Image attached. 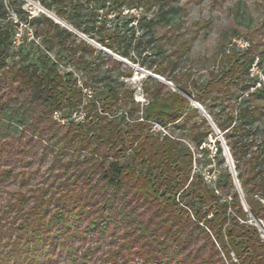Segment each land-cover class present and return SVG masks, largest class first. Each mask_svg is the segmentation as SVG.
Returning a JSON list of instances; mask_svg holds the SVG:
<instances>
[{"label": "rangeland", "instance_id": "374dc122", "mask_svg": "<svg viewBox=\"0 0 264 264\" xmlns=\"http://www.w3.org/2000/svg\"><path fill=\"white\" fill-rule=\"evenodd\" d=\"M1 2L14 22H18V19L13 11L22 12V22H19L14 33V49L21 44L23 54L31 52L37 56L38 51L43 52L40 38L48 30L38 23L27 25L25 21L45 17L71 34L66 43L68 46H91L95 53L87 60L95 65L100 64V78H110V81L132 91L133 100L139 105L140 111L149 100L145 89L152 85L146 82L147 79L172 91L177 90L169 79L156 75L155 71L164 70L167 77L188 84L191 94H196L207 83L219 87L220 80H223L224 86H228V93L224 96L217 91L209 95L210 99L205 102L211 106L210 110L179 92L205 120L211 132L206 135L201 146L214 158L210 164L207 158L201 159L194 147L185 141L193 158L199 159L193 164L192 173L200 171L206 185L211 188L217 174L221 175V171L225 170L230 177L231 194H236L243 212L247 213L245 221L240 223L255 227L264 240V222L256 220L249 212L237 180L229 151V144L234 140L227 141L208 115L214 114L220 120L230 115L234 125V122H238L241 108L254 109L255 122L245 132L248 133V141L262 148L264 0H181L133 10L119 8L106 0L98 4L83 3L76 10L66 3L60 6L52 4L47 9L37 0ZM141 20L146 26L150 22L151 27L140 28L138 22ZM34 31L40 33L39 39L33 37ZM48 34L53 35L54 31ZM109 34L116 36L114 47L119 50L131 43L126 55L119 56L99 44V37H108ZM96 53L119 63L120 67L108 59L97 57ZM228 56H235L239 59L238 64H244L235 76L225 75L229 69L225 62ZM49 57L54 59L52 54ZM58 70L61 75L74 72L66 61L59 62ZM184 74L188 77H183ZM73 77L77 78V86L81 88V74L73 73ZM102 86L103 83H93L91 89H83L85 100L102 99ZM29 96L30 93L23 91L20 86L0 85V102L9 99L13 105L11 108L17 111L29 109L24 118V127H9L7 134L0 135V264H23L25 261V264H29L27 260L31 259L35 260L32 264H162L163 260L166 261L165 256L160 254L164 244L171 247L170 242L177 243V240L184 241L185 246L178 249V256L188 258V264H229L212 234L187 209L189 221L183 223L177 220L171 225L170 234L164 236L162 229L153 227L162 216L158 218L154 214L156 205L149 201L136 203L135 199L138 198H131L132 190L113 201L111 207H106L104 203L109 194H104L102 188L93 181L86 184L83 179L84 168L88 166L82 159L87 153L72 155L59 140L69 122H83L84 112L66 116V119H62L60 113L53 112L49 117L50 122H45L35 114L39 112L37 105L28 107L26 104ZM20 103L23 107H19ZM191 121L199 124L197 117ZM199 128V132H207L205 126ZM152 131L163 135L170 132L178 138L182 134L176 129L163 130L158 126L153 127ZM217 148H220L219 156ZM263 151L257 150L259 159H264ZM55 155H60L59 159H54ZM220 159L223 161L218 165ZM76 164L80 168L78 171ZM222 199H231V196ZM254 199L258 200V196H254ZM260 201L263 203V200ZM101 212L104 221L109 217L110 222L107 223V230L100 234L94 233L90 227ZM58 213L68 218L70 228L59 239L63 240L60 249L55 248L49 255H41V245L49 244L48 234L50 237L55 229L51 227L45 230L38 223L44 218L43 225L48 224L58 217ZM123 216L127 218L125 221ZM140 223L142 225L139 227ZM37 232H42L43 241L36 239ZM33 244L37 245L36 249L31 247ZM229 257L236 261L233 254ZM170 263L179 264L174 258Z\"/></svg>", "mask_w": 264, "mask_h": 264}, {"label": "trees", "instance_id": "16d2710c", "mask_svg": "<svg viewBox=\"0 0 264 264\" xmlns=\"http://www.w3.org/2000/svg\"><path fill=\"white\" fill-rule=\"evenodd\" d=\"M37 1L44 4L47 9H50L52 4L60 6L66 3L73 10L81 8L83 3L105 2V0ZM109 1L119 8L133 10L139 7L147 8L152 4L161 6L181 0H106ZM13 13L18 22L10 18L0 0V85L20 86L23 91H28L30 96L26 104L28 107L37 105L39 112L35 114L39 120L45 122H50L49 117L53 112L60 113L62 119L79 111L84 112L83 122L81 124L69 122L59 140L72 155L87 153L82 159L88 166L84 168L83 179L86 184L93 181L102 188L104 194H109L104 203L106 207H111L113 201L132 190L131 198L134 196L138 198L135 199L136 203L149 201L156 205L154 214L158 218L162 216L158 220L160 222L153 227L162 229L164 236L170 234V227L177 220L183 223L189 221L188 213L185 211L187 209L194 219L198 223H203L202 225L212 234L229 264H264V240L255 227L240 223L245 221L247 213L243 212L236 194H231L229 174L222 170L221 175L217 174V179L209 188L200 171L192 173V166L199 162V159L193 158L188 145H192L197 155L201 159L207 158V163L210 164L214 158H211L209 151L201 146L206 135L211 132L205 120L190 107V103L179 92L188 95L206 110H210L211 106L205 102L210 99L209 95L217 91L224 96L228 93V86H224L223 80H220L219 87L215 88L213 83H207L196 94H191L188 91V84L167 77L164 70L155 71L156 75L169 79L177 91L147 79L146 82L152 85L151 88L145 89L149 100L140 111L139 105L133 100L132 91L124 89L122 84L110 81V78L104 76L100 78V64L95 65L91 60H87V57L95 53L91 46L85 44L68 46L66 43L71 34L61 30L45 17L25 21L27 25L38 23L48 30L43 33L46 35L43 38H40L37 31L33 34L34 38L41 39L43 52L38 51L37 56L31 52L23 54L21 44L14 49V33L19 22H22V12L14 10ZM148 24L149 26H146L143 20L138 22L142 29L150 28L151 23ZM51 31H54L53 35L48 34ZM110 35L112 34L104 38L99 37V44L119 56L126 55L131 43L124 46L122 52L114 47L116 36ZM49 54L54 55V59H51ZM96 56L108 59L116 67H120L119 63L100 53H96ZM225 58L226 67L229 68L225 75L235 76L238 69L244 67V64H238L239 59L235 56ZM61 61L69 63L74 72L61 75L58 70ZM73 73L81 74L83 81L81 88L77 86V78L73 77ZM185 76L188 77L184 74L183 77ZM93 83H103V98L85 100L82 90L91 89ZM11 104L9 99L0 102V135L7 134L9 127L16 129L17 126L26 125L24 118L29 109L22 108L17 111L16 108H11L13 107ZM19 107L23 105L20 103ZM253 111L254 109L241 108L238 112V122H234V125L233 117L230 115H226L224 120L217 119L214 114L208 115L227 141L234 140L229 144V151L234 161L237 180L245 195L249 212L256 220L264 222V159H259L260 153H257L258 149L260 152L264 150V139L262 148H258L248 141V133L245 132V129L251 128L255 122ZM194 117L199 119L200 125L190 122ZM155 126L163 130L176 129L182 134L179 138L170 132L164 135L156 134L152 131ZM201 126L206 127V133L199 132ZM216 152L219 156L220 148H217ZM59 156L55 155L54 159H59ZM222 161L220 159L217 164L220 165ZM68 163L70 164V161ZM79 169L76 164V170ZM252 178L254 179L250 180ZM228 196H231V199H222ZM254 196H258V200H255ZM260 200H263V203ZM57 215L58 217L48 224L43 225L44 218L42 222L39 220L38 226L44 227L45 230L51 227L55 229L50 237L48 234L49 244L41 245V255H49L55 248L60 249L63 240L59 239L64 231L70 228L68 218L61 213ZM109 219L108 217L104 221V214L101 212L100 217L92 223L91 231L100 234L107 230ZM126 219V216H123V220ZM141 225L140 223L139 227ZM41 234L42 232L35 234L40 242L43 241ZM177 241L170 242L171 247L164 244L160 254L165 256L166 261L170 262L174 258L176 263L182 264L188 258H179L178 249L185 245L184 241ZM27 247L25 249L29 251ZM31 247L36 249L37 245L33 244ZM230 254L235 256L236 261L230 260ZM27 261L32 264L35 260ZM166 261L163 260L161 263L166 264ZM187 261L185 264H188Z\"/></svg>", "mask_w": 264, "mask_h": 264}, {"label": "water", "instance_id": "95a60500", "mask_svg": "<svg viewBox=\"0 0 264 264\" xmlns=\"http://www.w3.org/2000/svg\"><path fill=\"white\" fill-rule=\"evenodd\" d=\"M177 91V90H176Z\"/></svg>", "mask_w": 264, "mask_h": 264}]
</instances>
